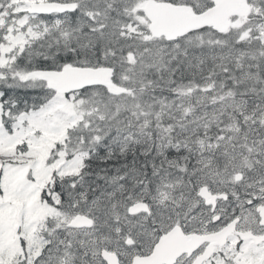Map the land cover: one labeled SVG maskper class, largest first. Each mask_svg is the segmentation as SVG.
<instances>
[{"label":"snow or ice","instance_id":"snow-or-ice-1","mask_svg":"<svg viewBox=\"0 0 264 264\" xmlns=\"http://www.w3.org/2000/svg\"><path fill=\"white\" fill-rule=\"evenodd\" d=\"M0 264H264V0H0Z\"/></svg>","mask_w":264,"mask_h":264}]
</instances>
